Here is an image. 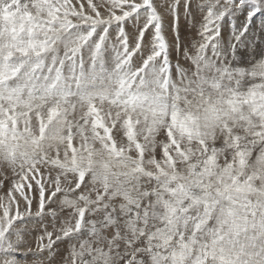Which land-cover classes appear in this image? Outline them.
<instances>
[{
  "label": "snow or ice",
  "instance_id": "obj_1",
  "mask_svg": "<svg viewBox=\"0 0 264 264\" xmlns=\"http://www.w3.org/2000/svg\"><path fill=\"white\" fill-rule=\"evenodd\" d=\"M6 184L0 264H264V0H0Z\"/></svg>",
  "mask_w": 264,
  "mask_h": 264
},
{
  "label": "rangeland",
  "instance_id": "obj_2",
  "mask_svg": "<svg viewBox=\"0 0 264 264\" xmlns=\"http://www.w3.org/2000/svg\"><path fill=\"white\" fill-rule=\"evenodd\" d=\"M260 17H257V23H259ZM8 185H5V188L3 190H0V195H4L6 193Z\"/></svg>",
  "mask_w": 264,
  "mask_h": 264
}]
</instances>
